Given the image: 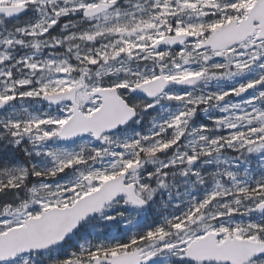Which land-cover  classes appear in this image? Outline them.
I'll use <instances>...</instances> for the list:
<instances>
[{
  "label": "snow or ice",
  "instance_id": "6c2138e0",
  "mask_svg": "<svg viewBox=\"0 0 264 264\" xmlns=\"http://www.w3.org/2000/svg\"><path fill=\"white\" fill-rule=\"evenodd\" d=\"M0 264H264V0H0Z\"/></svg>",
  "mask_w": 264,
  "mask_h": 264
}]
</instances>
